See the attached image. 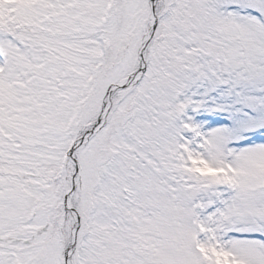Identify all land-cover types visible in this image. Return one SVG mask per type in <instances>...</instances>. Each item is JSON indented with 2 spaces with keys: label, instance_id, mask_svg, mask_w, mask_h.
I'll list each match as a JSON object with an SVG mask.
<instances>
[{
  "label": "snow or ice",
  "instance_id": "1",
  "mask_svg": "<svg viewBox=\"0 0 264 264\" xmlns=\"http://www.w3.org/2000/svg\"><path fill=\"white\" fill-rule=\"evenodd\" d=\"M0 264H264V0H0Z\"/></svg>",
  "mask_w": 264,
  "mask_h": 264
}]
</instances>
